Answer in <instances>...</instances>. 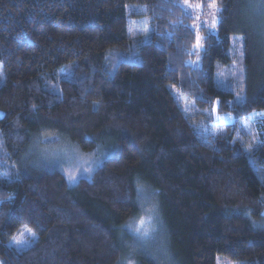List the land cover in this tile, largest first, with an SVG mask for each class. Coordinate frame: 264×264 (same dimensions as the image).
<instances>
[{
  "label": "trees",
  "instance_id": "1",
  "mask_svg": "<svg viewBox=\"0 0 264 264\" xmlns=\"http://www.w3.org/2000/svg\"><path fill=\"white\" fill-rule=\"evenodd\" d=\"M207 1L0 0V140L19 171L4 178L0 168L1 264H122L128 254L133 264H264V122L239 139L264 112V2L211 0L217 30H201L194 69L182 6ZM129 6L150 19L146 42L131 38ZM233 36L244 44L239 98L216 84ZM215 104L234 122L206 137L195 111ZM52 135L101 162L89 178L70 187L48 166L21 169ZM141 189L160 214L161 261L138 252L129 232ZM23 225L37 239L17 252L6 243Z\"/></svg>",
  "mask_w": 264,
  "mask_h": 264
},
{
  "label": "rangeland",
  "instance_id": "2",
  "mask_svg": "<svg viewBox=\"0 0 264 264\" xmlns=\"http://www.w3.org/2000/svg\"><path fill=\"white\" fill-rule=\"evenodd\" d=\"M262 3L264 0H259ZM213 4L215 6H213ZM259 6H262L261 3ZM184 12L190 16L193 21L192 29L196 34V43L193 48V56L189 59L188 64L194 69H199L201 66L200 57L203 50L204 35L202 29H206L210 33H215L219 21L217 5L208 0L205 4H183ZM144 8L140 6L128 7V20L131 38L140 37L146 42L151 33L152 25L146 14H143ZM133 14V15H131ZM199 44V46H197ZM126 61L135 62L138 60L136 53L128 54L124 57ZM231 63L228 66L221 67L216 73V84L226 91L233 93L237 98L244 92L245 74H244V44L241 36H233L230 49ZM1 76V73H0ZM64 78H68L67 71L62 72ZM183 101V106L186 107ZM189 104V103H188ZM195 113H200V123L198 129L203 136H216L227 124L234 122L233 117L219 114L217 105L212 109L198 110ZM264 122V112L252 113L248 121L242 123L240 127L241 141L247 144L250 135L256 137L259 131L260 123ZM57 137L52 135L50 141L56 144ZM50 146H37L34 151H28L23 157L21 169L30 172V168H39L42 170L44 166H48L49 171L58 170L64 174L68 185L73 187L77 184L80 178H89L99 163L94 162L95 159L89 155H85L78 148L67 143L56 144ZM65 144V145H64ZM17 165L13 160H10L4 149L3 142L0 140V168H5L8 173H4V178H9L13 170L18 171ZM85 169H89L85 171ZM34 170V169H33ZM19 172V171H18ZM139 215L131 221L129 232L132 235L136 250L140 253L150 256L154 259L163 260L166 258L165 237L162 233L161 218L157 210V206L152 199V195L142 189L139 192ZM264 216V213H263ZM143 220V225L140 221ZM264 226V219L262 220ZM140 231L137 232L136 229ZM37 236L31 228L23 225L18 231L7 241L6 245L9 248L15 249L17 252H23L34 245ZM164 245V246H163ZM131 256L125 255L122 259V264H133ZM1 264V263H0ZM162 264H178V263H162ZM217 264H242L231 261L226 258H218Z\"/></svg>",
  "mask_w": 264,
  "mask_h": 264
},
{
  "label": "snow or ice",
  "instance_id": "3",
  "mask_svg": "<svg viewBox=\"0 0 264 264\" xmlns=\"http://www.w3.org/2000/svg\"><path fill=\"white\" fill-rule=\"evenodd\" d=\"M213 6H215V5L213 4ZM197 46H199V44H198ZM88 170H89V169H85V171H88ZM140 223H141V225H143V223H144V222H143V220H141V221H140ZM136 231H137V232H139V231H140V229H139V228H137V229H136Z\"/></svg>",
  "mask_w": 264,
  "mask_h": 264
}]
</instances>
